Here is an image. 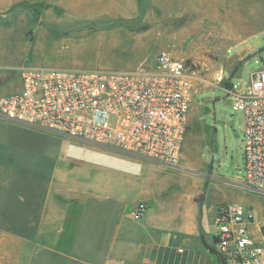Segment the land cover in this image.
<instances>
[{
	"label": "rangeland",
	"instance_id": "rangeland-1",
	"mask_svg": "<svg viewBox=\"0 0 264 264\" xmlns=\"http://www.w3.org/2000/svg\"><path fill=\"white\" fill-rule=\"evenodd\" d=\"M223 2L0 0V97L17 91L24 65L127 70L140 65L153 50L169 52L183 63L194 93L177 167L0 120V222L9 226L12 191L33 190L28 192L36 198V207L43 206L44 197L55 195L53 188L44 186L48 177L66 179L76 190L91 193L89 201L71 206L69 212L65 204L72 188L56 194L58 208L53 214L60 215L62 207L68 221L90 224L96 239L101 224L114 223L110 208L124 209L133 218L129 212L140 199L152 202L144 211L149 215L146 221L163 225L176 208L182 214L194 203L197 223L208 233L216 203L236 201L264 210V196L241 184L243 115L234 110L233 99L225 92L232 84L239 89L249 83L251 74L264 69V30L252 36H223V29L234 23L222 20L230 17L222 14ZM233 2L243 28L254 24L256 16L261 24L264 0ZM82 232L80 238L85 236ZM4 236L0 230V238ZM108 245L103 250L125 248L120 241ZM33 247L25 251L24 243L26 253L16 257L10 245L0 243V264H41L29 261Z\"/></svg>",
	"mask_w": 264,
	"mask_h": 264
},
{
	"label": "built area",
	"instance_id": "built-area-1",
	"mask_svg": "<svg viewBox=\"0 0 264 264\" xmlns=\"http://www.w3.org/2000/svg\"><path fill=\"white\" fill-rule=\"evenodd\" d=\"M21 89L0 97V120L27 124L168 167L180 165L191 103V77L166 51L127 70L20 68ZM243 115V187L264 196V69L226 91ZM139 202L129 215L140 218ZM215 253L222 264H264V210L240 202L215 207Z\"/></svg>",
	"mask_w": 264,
	"mask_h": 264
},
{
	"label": "crops",
	"instance_id": "crops-1",
	"mask_svg": "<svg viewBox=\"0 0 264 264\" xmlns=\"http://www.w3.org/2000/svg\"><path fill=\"white\" fill-rule=\"evenodd\" d=\"M223 1L222 14L230 15V17L222 16V20L234 22L223 29V36H252L256 32L264 30V18L260 24L257 16L253 19L255 20L254 24H248L246 28H243L240 23L242 18L237 16L238 11L234 0ZM144 62H141L140 65ZM20 89L21 81L17 91ZM66 181V179L56 180L53 177L44 180V186L50 190L53 188L55 195L44 197L42 207H36L33 204L36 198L30 195L33 190L28 187L24 190H16L15 194L13 191L11 192V200L8 201L10 207L7 209L10 213L12 211V218L9 219V226L5 222H0V230L5 235L0 238V243L1 245H10L12 256L24 255L26 252L22 251V245L26 243L25 251H28L29 245L34 246L28 253L29 261L33 259L40 261L41 264H58L60 262L62 264H213L214 229L208 233L204 227L197 223L193 209L197 206L194 203H192V208L182 214L176 208L174 213L172 212L166 217L165 225L160 222L148 223L146 219L149 218V215L144 212L137 220L126 216L124 209L110 208L109 210L112 212L110 215L114 218V223L101 224L97 230L98 237L96 239L93 237V228L90 224L83 225L68 221L67 214L65 213L63 217L61 213L62 207H59L60 215L53 214L58 208L54 205V196L60 195L61 192H67L68 188L72 189L70 190L71 194L67 195L68 205L65 204L67 212L69 209L71 210V206L77 208V204L89 201L91 198V193L78 191L69 186ZM29 190L30 192H28ZM13 196L18 198L19 203L13 199ZM139 202H146L147 207L152 203L149 199H140L133 208ZM223 203H216L211 209L212 214H214L215 207ZM24 207L25 211L20 212V209H24ZM13 214L17 217L16 219ZM125 219L130 220L126 221ZM82 229L85 230L84 233L82 232L85 236L80 238ZM7 236H11V239L6 238ZM117 241L125 245L123 250H116L112 247L103 250L104 245L115 246ZM4 254L7 255V253ZM214 255L218 257L216 253ZM102 256L103 260L99 259ZM216 264L222 263L217 261Z\"/></svg>",
	"mask_w": 264,
	"mask_h": 264
},
{
	"label": "water",
	"instance_id": "water-1",
	"mask_svg": "<svg viewBox=\"0 0 264 264\" xmlns=\"http://www.w3.org/2000/svg\"><path fill=\"white\" fill-rule=\"evenodd\" d=\"M230 79H231V78H230ZM217 261H218L219 263H222V258H221V256L218 255V257H217Z\"/></svg>",
	"mask_w": 264,
	"mask_h": 264
}]
</instances>
